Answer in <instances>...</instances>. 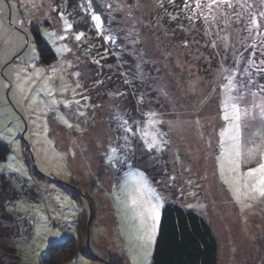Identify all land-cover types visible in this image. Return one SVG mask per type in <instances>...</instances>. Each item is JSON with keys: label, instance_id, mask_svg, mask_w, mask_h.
Here are the masks:
<instances>
[{"label": "rangeland", "instance_id": "obj_1", "mask_svg": "<svg viewBox=\"0 0 264 264\" xmlns=\"http://www.w3.org/2000/svg\"><path fill=\"white\" fill-rule=\"evenodd\" d=\"M88 2L79 0L78 8L74 7L78 25L90 20V13L85 11ZM97 2L109 20L107 29L120 36L121 48L135 59L136 75L118 62L114 49L113 59L102 52L100 57L105 62L91 64L86 26L72 28L56 46L51 43L52 37L46 33H64L61 12L72 24L68 0L0 2V141L9 148L6 159L0 161V184L3 182L7 192L14 191L17 196L8 200L0 193L6 214L2 217L0 213L2 262L44 264L49 248L44 243L45 234L38 233L37 228L47 224L62 233L63 242L73 239L79 247L74 257L62 264H106L98 258L104 256L110 261L111 254L123 259V264H132L134 228L131 221L121 218L111 195L113 185L120 183L128 169L110 168L106 153L110 144L119 148L124 143L117 115L142 120V113L154 111L165 121L160 127L168 133L169 143L159 153H148L139 140H133L129 155L154 169L163 193L211 223L218 235L219 264H264V202L241 212L222 183L214 149L208 146L222 124L218 119L219 99L210 95L221 61L231 67L234 55L243 53L247 58L251 54V49L244 51L239 42L242 37L234 30L239 26L229 29L235 53L231 47L225 52L222 43L211 47L212 37L205 35L200 19L194 23L177 19L156 22L157 0ZM184 3L173 0L168 8L176 13L174 7L179 6L184 15L190 14L184 10ZM109 4L112 8L108 11ZM33 27L56 56L49 65L38 63ZM79 32L85 36L78 42L74 34ZM182 41H187V47ZM62 44L70 51L57 53L56 47ZM259 55L257 52V59ZM53 67L56 72L51 71ZM37 70H43L42 76L30 89L42 90H29L21 96L18 78L34 76ZM76 72L80 75H73ZM119 77L127 84L130 81L131 93L121 92L124 85L117 81ZM95 80L101 82L95 84ZM257 80L264 83L259 77ZM77 82L80 88H76ZM170 88L174 92L168 93ZM34 94L49 103L55 98L56 111L30 109V100L25 97ZM65 100L73 101L70 108L64 107ZM77 109L85 115L79 116ZM58 116L65 117L72 127ZM197 119L200 125L195 123ZM167 121L177 122V126L170 130ZM71 249L64 250L67 253Z\"/></svg>", "mask_w": 264, "mask_h": 264}, {"label": "snow or ice", "instance_id": "obj_2", "mask_svg": "<svg viewBox=\"0 0 264 264\" xmlns=\"http://www.w3.org/2000/svg\"><path fill=\"white\" fill-rule=\"evenodd\" d=\"M172 2L173 0H169V3ZM160 6H163L162 0ZM108 8L111 9L112 5L109 4ZM184 10L190 13L188 16L190 22H194L195 19L203 21L205 35L212 37V48H217L219 42L223 44L225 52L231 47L235 53V44L231 43L229 29L239 26L234 30L242 37L240 44L244 51L251 49V54L247 58L243 53L240 56L234 55L231 67L221 61L210 94L219 99L218 119L222 124L215 131L214 137L208 140V146L214 149L216 170L222 183L227 186L233 202L239 205L243 212L254 207L257 202H264V83L257 80V77L264 80V0H185ZM85 11L91 14L97 34L102 36L106 43L115 44L116 37L110 33L105 34L102 16L93 10L92 0H89ZM60 19L64 24V33H46L52 37L51 43L54 46L57 40H65L66 34L73 28L63 12L60 13ZM212 28L216 31L213 32ZM74 35L75 40L79 42L85 33L79 32ZM184 46L187 47V41L184 42ZM66 51H70L67 44L56 47L57 53ZM257 52L260 54L258 59ZM241 61L245 63L242 65ZM51 71L56 72L57 69L53 67ZM42 72L43 70H37L34 76L18 78L17 90L21 96L29 90L34 93L42 90L30 89V85L41 78ZM73 75L79 76L80 73L76 72ZM44 78L47 80L46 75ZM80 87L77 82L76 88ZM72 91L75 95V89ZM47 94L51 96L52 92L49 90ZM25 99L30 100L28 106L33 111L42 108L56 111L53 108V105L57 104L55 98L50 103L38 100L35 94ZM83 99L87 100V97ZM207 99L206 97L201 101V104ZM72 103L73 101L65 100L64 107L70 108ZM75 103L79 105L78 100ZM77 112L79 116L85 115L79 109ZM142 116V120H131L130 117L125 118L121 115L115 117L118 127L123 132L124 143L119 148L110 144L106 153V162L110 168L117 171L128 169L123 172L120 183L113 185L111 195L121 218L131 221L134 228L135 243L130 247L132 264H148L152 256V248L157 241L161 225L163 197L153 186V181L146 172L139 169L134 162L129 163L133 159L129 155V149L133 140H139L148 153H159L169 143L166 139L168 133L162 131L160 127L165 123L160 115L154 111H147L142 113ZM58 118L68 127H72L65 117ZM195 123L200 125V120L197 119ZM167 124L170 130L177 126V122L173 121H167ZM43 132L47 140V121L44 122ZM121 149L123 154H120ZM53 155L59 154L53 151ZM8 167H11V164ZM37 232L45 234L44 243L50 252H60L66 247L59 230L53 231L47 224H42L37 228ZM70 264L79 262L71 261Z\"/></svg>", "mask_w": 264, "mask_h": 264}, {"label": "trees", "instance_id": "obj_3", "mask_svg": "<svg viewBox=\"0 0 264 264\" xmlns=\"http://www.w3.org/2000/svg\"><path fill=\"white\" fill-rule=\"evenodd\" d=\"M158 3L156 7H158V14L159 16L156 19V22L163 23L165 21L172 20L173 17L175 19L181 20L182 22L194 23L190 22L188 16L190 14L184 15L182 12V8L179 6L172 5L174 8L177 9V12H171L168 8L169 0H162L163 6H160V0H157ZM76 4H80L79 0H68V8L73 12L70 15V20L72 21L73 29H77L79 26H86V32L89 36L90 44L86 47V51L90 52V63L95 65L94 61H99V63L105 62L106 59L100 57L101 53L104 52L106 55H111L110 57L113 59L114 55L112 50L114 49L118 54V62L123 65L124 69L129 67L131 69L130 72L134 71L136 75V61L133 56L128 52L121 48V39L118 34L114 31L107 29L109 20L102 12L103 8H99L100 4L97 0H92V7L93 10L96 11L98 14H101L103 20V27L106 30L105 34H111L116 37V43H106L103 40V37L98 35L96 29L94 27V23L91 20L83 19L85 21L84 24L78 25L76 23L79 15L76 16V12L74 7L78 6ZM101 9V10H99ZM110 9H108L109 11ZM69 12V11H68ZM162 21V22H161ZM167 23V22H166ZM181 27H183L181 25ZM36 50L38 55V63L39 65H49L52 63L56 56L48 43L37 33V28H32ZM185 42V41H182ZM116 54V53H115ZM101 82V80H97ZM96 80L94 83L96 84ZM124 87L121 89V92L129 91V83L127 80L122 78H118V80ZM131 84V83H130ZM128 86V88L126 87ZM180 87L176 86L175 90L179 91ZM130 93L132 90L129 91ZM141 93L142 91H137ZM174 92L172 89H168V93ZM147 93V90L145 91ZM145 151V149H143ZM9 153V148L2 144L0 141V161L6 159L7 154ZM135 163L139 169L146 172V174L150 177L153 181V186L156 187L157 191L163 197V207L161 209V225L157 236V241L153 246V252L151 257V264H219V243H218V235L214 232L211 227V223L207 221L203 215L194 210L187 209L184 205L173 201L170 196L166 193H163L159 189V179L158 176L155 174L153 168H149L140 163V161L132 159L130 163ZM0 193L5 194L7 199L14 200L16 199V193L14 191L7 192L5 184L3 182L0 184ZM3 206L0 203V213L1 216L4 217ZM10 218V217H8ZM78 231V230H77ZM66 247L63 248L60 252H50L48 257L43 261L44 264H62L63 262L67 261L74 257L77 253V247L73 239H69L66 242ZM66 248H72L67 253L65 252ZM65 249V250H64ZM63 252V253H62ZM109 256V255H108ZM108 258L110 261L103 256L98 259L103 261L106 264H123V259H121L116 254H111ZM0 264H4L0 258Z\"/></svg>", "mask_w": 264, "mask_h": 264}, {"label": "crops", "instance_id": "obj_4", "mask_svg": "<svg viewBox=\"0 0 264 264\" xmlns=\"http://www.w3.org/2000/svg\"><path fill=\"white\" fill-rule=\"evenodd\" d=\"M112 204L115 205L114 202H112ZM114 211H115V210H114Z\"/></svg>", "mask_w": 264, "mask_h": 264}]
</instances>
